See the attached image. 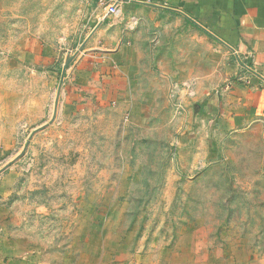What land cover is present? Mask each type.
Returning <instances> with one entry per match:
<instances>
[{
  "label": "rangeland",
  "instance_id": "1",
  "mask_svg": "<svg viewBox=\"0 0 264 264\" xmlns=\"http://www.w3.org/2000/svg\"><path fill=\"white\" fill-rule=\"evenodd\" d=\"M101 11L0 0V264H264L262 144L199 125Z\"/></svg>",
  "mask_w": 264,
  "mask_h": 264
},
{
  "label": "crops",
  "instance_id": "2",
  "mask_svg": "<svg viewBox=\"0 0 264 264\" xmlns=\"http://www.w3.org/2000/svg\"><path fill=\"white\" fill-rule=\"evenodd\" d=\"M98 22L118 55L132 48L134 63L155 62L160 77L178 80L183 104L205 102L199 125L215 126L220 106L216 126L261 143L264 163V0H134L115 18L104 9ZM123 26L132 30L122 34Z\"/></svg>",
  "mask_w": 264,
  "mask_h": 264
},
{
  "label": "built area",
  "instance_id": "3",
  "mask_svg": "<svg viewBox=\"0 0 264 264\" xmlns=\"http://www.w3.org/2000/svg\"><path fill=\"white\" fill-rule=\"evenodd\" d=\"M133 1L134 0H100V3L104 6V9L106 10V16L117 17V16H120L123 5L126 2L131 3ZM231 49L233 51H236L234 48H231ZM241 65L243 66L244 69L251 71V72L253 71L252 66L248 62L241 63Z\"/></svg>",
  "mask_w": 264,
  "mask_h": 264
}]
</instances>
